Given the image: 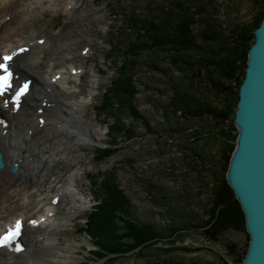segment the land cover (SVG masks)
Wrapping results in <instances>:
<instances>
[{
  "label": "rangeland",
  "instance_id": "374dc122",
  "mask_svg": "<svg viewBox=\"0 0 264 264\" xmlns=\"http://www.w3.org/2000/svg\"><path fill=\"white\" fill-rule=\"evenodd\" d=\"M19 1L21 5L17 8L18 12L14 11L13 14L10 10L3 13L8 14L7 17L13 16L9 21V18L3 17L8 23L12 22L9 28H17L25 21L24 26L19 29V36L13 38L22 41L16 42L15 45L19 46L25 43V40L27 42L29 39L38 38L48 43L42 66L48 65L47 69L52 67L53 73L58 71V68H64L71 75L69 80L73 83L68 96L85 100L81 115L84 131L90 130L97 137L95 143H76L69 150L70 159L74 160V164L80 162L74 167L76 169L79 166L80 171L76 172V181L72 183L74 186L70 190L79 193L75 197L84 206L71 216V220L61 230V244H66L72 239L85 240L77 251L78 264H157L159 260L172 257L185 261H213L225 257L232 261L226 243L235 241L242 244V234L226 232L220 240L213 241L205 236L203 229L195 227L200 226L204 218L203 210L210 201V184L208 178H204L200 173L195 159L190 156L191 132L188 130L178 133L169 129L170 123L165 116L164 106L172 94V79H178L180 73L170 69L165 51L143 53L135 71L139 89L135 95V105L148 119L149 124L135 119L128 111L121 113L125 125L133 128V137L118 135L115 139L117 151L112 156L102 161L95 157L100 150L98 144L104 146L112 141L105 122L112 123L114 118L106 114L96 115L93 106L100 98V90L116 74L113 60L120 63L123 58L119 57L122 54L116 51L112 61L107 59L114 43H122L121 46H124L128 41L127 38L116 37L124 17L122 10L125 8L130 11L131 7H139V12L144 15L150 13L147 4H154L156 14L159 3L163 4L167 0H77L78 4L72 9H66L64 6L73 0ZM212 2L219 7L217 16L228 26L237 22H249L256 12V7L250 0ZM118 5L122 6L119 15L114 11ZM87 46L88 52L83 53L82 50ZM151 61L166 71L151 67ZM73 66L81 70L79 75L71 74ZM204 87L205 84H199V91L203 95L207 92L211 94ZM209 98H213L212 95H209ZM178 121L187 125L186 129L203 126L209 122L207 119L187 120L180 117ZM72 138L76 141L77 131H74ZM114 167L117 169L118 181L123 191L131 199L135 219L151 222L160 229L178 226L180 231L175 243L161 241L145 249L143 255H137L132 250L126 251L114 261L96 257L93 253L96 248L94 241L87 233L81 232L80 228L84 225L92 205L97 203V189L93 184L95 177ZM13 200L15 199H7L6 202L4 198L0 203L15 205Z\"/></svg>",
  "mask_w": 264,
  "mask_h": 264
},
{
  "label": "trees",
  "instance_id": "16d2710c",
  "mask_svg": "<svg viewBox=\"0 0 264 264\" xmlns=\"http://www.w3.org/2000/svg\"><path fill=\"white\" fill-rule=\"evenodd\" d=\"M250 1L256 7L251 20L230 26L219 19V7L212 0H167L159 3L156 14L154 4H147L150 13L144 15L139 7L122 10L124 17L116 37L128 41L124 46L114 43L109 50L107 59L112 61L116 51L123 58L120 63L113 60L116 74L94 106L96 115L114 118L112 123L105 122L112 141L100 148L95 157L102 161L112 156L117 151L115 139L118 135L133 137V128L125 125L121 113L128 111L135 119L149 124L135 105V95L139 92L135 71L143 53L165 51L170 69L180 73L178 79H172V94L164 106L169 129L178 133L191 132L190 156L210 184V201L203 210L200 226L195 227L203 229L205 236L213 241L220 240L226 232L244 236L242 244L226 243L232 261L225 257L213 261H185L172 257L159 260L157 264H243L248 252L250 235L246 215L228 181L227 171L238 136L234 117L240 86L256 28L264 16V0ZM119 9L122 6L115 7V14H120ZM149 65L166 71L154 61ZM199 84H205L204 88L211 94L204 92L206 95H203ZM179 117L209 122L186 129L187 125L181 124ZM93 184L97 189V203L88 211L80 230L94 241L93 253L97 258L114 261L126 251L143 255L145 249L161 241L175 243L180 231L178 226L160 229L151 222L135 219L131 199L118 181L116 167L95 177Z\"/></svg>",
  "mask_w": 264,
  "mask_h": 264
},
{
  "label": "bare ground",
  "instance_id": "6f19581e",
  "mask_svg": "<svg viewBox=\"0 0 264 264\" xmlns=\"http://www.w3.org/2000/svg\"><path fill=\"white\" fill-rule=\"evenodd\" d=\"M73 1L64 7L72 9L79 2ZM19 5V0H0V56L18 48L15 43L22 41L13 38L19 36L25 21L17 28H9L12 22L3 18L12 19L13 16L3 13L18 12ZM47 44L41 38L25 40L23 45L28 49L10 62L15 67L16 79H34V87L19 110L15 111L11 104L7 107L5 96H0L4 119L0 121V149L6 162V168L0 172V202L4 198L6 202L15 199V205L0 203V232L22 218L27 243V249L21 253L1 247L0 264H78L77 251L85 241L72 239L61 244V230L84 206L75 197L79 193L70 190L76 172L80 171L79 166L74 167L80 162L74 164L69 150L76 143H95L97 137L90 130L84 131L81 115L85 100L68 96L72 90L71 75L64 68L53 73L52 67L42 66ZM77 69L71 67V74L79 75ZM40 117L43 122H39ZM74 131L78 133L77 142L72 138ZM13 164H19L18 173L10 171Z\"/></svg>",
  "mask_w": 264,
  "mask_h": 264
},
{
  "label": "water",
  "instance_id": "95a60500",
  "mask_svg": "<svg viewBox=\"0 0 264 264\" xmlns=\"http://www.w3.org/2000/svg\"><path fill=\"white\" fill-rule=\"evenodd\" d=\"M250 47L234 122L238 136L227 178L246 215L250 244L243 264H264V16ZM6 168L0 149V171ZM18 165L12 167L17 172Z\"/></svg>",
  "mask_w": 264,
  "mask_h": 264
},
{
  "label": "snow or ice",
  "instance_id": "6c2138e0",
  "mask_svg": "<svg viewBox=\"0 0 264 264\" xmlns=\"http://www.w3.org/2000/svg\"><path fill=\"white\" fill-rule=\"evenodd\" d=\"M23 51V49H21ZM4 63H0V95H3L9 88L12 87V73L8 67V61L12 59L11 56L3 57ZM28 90V84L25 83L21 85L15 93L14 99L19 104L20 97L25 94ZM35 223V222H33ZM22 222L17 220L14 226L9 227L3 234H0V247L11 246L14 242L18 241L19 236L21 235ZM19 252L22 251V248L19 244L14 249Z\"/></svg>",
  "mask_w": 264,
  "mask_h": 264
}]
</instances>
